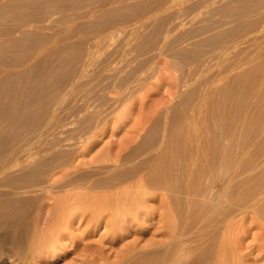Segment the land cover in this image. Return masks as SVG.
I'll list each match as a JSON object with an SVG mask.
<instances>
[{
    "label": "rangeland",
    "instance_id": "1",
    "mask_svg": "<svg viewBox=\"0 0 264 264\" xmlns=\"http://www.w3.org/2000/svg\"><path fill=\"white\" fill-rule=\"evenodd\" d=\"M233 188L264 206V0H0V264H264L262 212L201 214Z\"/></svg>",
    "mask_w": 264,
    "mask_h": 264
},
{
    "label": "bare ground",
    "instance_id": "2",
    "mask_svg": "<svg viewBox=\"0 0 264 264\" xmlns=\"http://www.w3.org/2000/svg\"><path fill=\"white\" fill-rule=\"evenodd\" d=\"M207 148L208 147H207V145L205 143L198 144V150H202V151L205 152L207 150ZM232 157L233 156H231V158ZM219 158H220L219 160H220L221 163L224 162V161L226 162V164H228V163L231 162L230 161V154L228 152H224L223 154H221L219 156ZM184 159L186 160L185 157H184ZM187 166H188V163H185V167H187ZM185 174L187 176V178H186L187 189L189 190V193L188 192L187 193L189 195H193L194 196L195 192H197V191H195V190L194 191L193 190L191 191V188L192 187H191L190 184L193 183L192 181L197 180V178H199L200 180H202L201 179L202 177L201 176H195V175H193V173L192 174L189 173L188 170H185ZM199 179H198V181H200ZM164 180H166V179H164ZM121 182H122V180H121ZM121 182L118 181L117 183H114L111 186H108L106 188H109L110 190H112L113 191V194H115V197L116 196L121 197L122 196L121 194H125L128 191L141 190L144 186H147L146 185V182L143 183L142 185L141 184H136V183H128V184L127 183H124V184H121ZM157 182H159V181H157ZM84 185H88V186H84L81 190H79L77 192V194L72 198V200H81V202L83 204H87L88 202H91V201H94L95 200L96 197L93 196L92 193L96 189H98L100 186L97 185V184H95L94 182H87ZM184 185H186V184H184ZM187 189H186V191H187ZM259 189L260 188H258V190ZM206 192H208V190ZM206 192H205V194H206ZM236 192L238 194L237 189L236 188H233L229 192H225V191L222 190V191L218 192L217 194H209V193H207L204 196L205 197L210 196V199H209V202L208 201H204V203H203V201H202V204H201L202 205V207H201L202 208L201 214H203V215L206 214V216H208L209 213L215 214L217 216V222L219 223L218 226L220 224H224L225 222H227L230 219H232L233 213H236L238 210H242L243 207H246V209L252 208L254 211L262 212L263 217H264V206L261 207L260 209H256L257 208V204H258V202L260 200V197H258V196L261 194V191H258V193H254V192L252 193V190L248 189V190L245 191V198L244 199H239L238 198V200H236V201L233 200L232 203L229 204L228 206H225L223 204L222 205L218 204L219 201H222V200L226 199L228 197V195L230 196V195H232L233 193H236ZM255 192H257V190ZM200 194H203V193L200 192ZM119 197L116 198V199H114L113 203H108L107 206L108 207H120V206H124V205L131 206V205L134 204L133 201L128 200L126 197H122V198H119ZM187 197H188V195H187ZM214 197H216V199ZM210 200L213 201V202L210 203ZM215 200H217V202ZM214 201L216 203H214ZM192 203H193V201H192ZM213 203L215 205H213ZM197 210L198 209H196V210L194 209L193 211H191L190 212L191 215H193L194 213H196ZM198 213L200 214V212H198ZM26 218H23V222L24 221L26 222V227H27L26 229H28L31 226V223L29 224V221ZM230 228L231 227L228 224L225 225V226H222L223 235L226 233V231L230 230ZM26 233H27V231H26ZM221 234H222V232H221ZM28 235H29V233H28ZM230 245L231 244H229V242H225L224 240H220L217 244H215L214 249L212 250V253L210 255H208V257H207V260H205V259L203 261L201 260L202 261L201 264H228L229 261H230V259L232 258L230 256L232 254L231 253L232 250H231V246ZM63 250L65 251L66 249L64 248ZM194 250H195L194 248H188L186 251H184V253L182 254V256L180 258H178V259H170V258H167V257L164 258V257H161L160 255L159 256L158 255L157 256L155 255L156 257H154V258L152 257V258H150L148 260H141L139 262V264H189L194 259V256H193V251ZM20 251H18V249H17L16 250V254L10 256V258L12 259V264H30L28 258H26L28 255L27 256L25 255L24 256V259H26V260H23V258L21 257L22 255L20 254ZM31 251L32 250H30V254H31ZM19 255H21V256H19ZM97 263H98V260L96 262V259H95L94 262L92 260V262H90L89 264H97ZM132 263L133 262H130V264H132Z\"/></svg>",
    "mask_w": 264,
    "mask_h": 264
}]
</instances>
